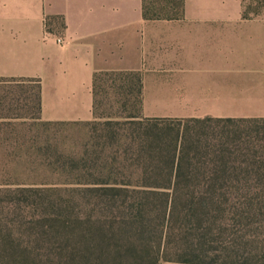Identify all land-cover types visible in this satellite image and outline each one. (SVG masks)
Listing matches in <instances>:
<instances>
[{"label":"crops","instance_id":"obj_1","mask_svg":"<svg viewBox=\"0 0 264 264\" xmlns=\"http://www.w3.org/2000/svg\"><path fill=\"white\" fill-rule=\"evenodd\" d=\"M103 71L142 74L147 117L264 118V20L241 0H186L160 19L143 0H0V79L40 84L42 120L91 121Z\"/></svg>","mask_w":264,"mask_h":264},{"label":"rangeland","instance_id":"obj_2","mask_svg":"<svg viewBox=\"0 0 264 264\" xmlns=\"http://www.w3.org/2000/svg\"><path fill=\"white\" fill-rule=\"evenodd\" d=\"M259 18L264 20V10ZM131 82L132 77L126 74L101 75L96 118L85 122H47L41 119L39 84L0 79V262L73 264L74 258L84 263L83 257L95 259L101 253L95 246L99 241L97 233L78 224H67L79 217H111V212L119 208L110 207L109 198L93 189L97 180L136 179L133 163L138 157L133 131L141 130L126 119L138 111L133 103L137 94L126 89ZM140 116L148 118L143 106ZM107 120L113 121L106 123ZM207 126H211L210 130L218 127L215 123ZM173 127L172 123H150L144 124L142 131L160 133L170 144ZM237 177L239 185L234 191L225 194L226 188L222 190L223 203L218 207L206 203L201 208L205 225L210 227L206 240H214V246L222 251L220 256L228 257V261L249 256L255 250L250 240H264V227L252 225L247 206L252 197L251 186L244 180L248 176ZM152 198H156L155 206L159 209L176 210V220L164 229L168 234L164 240H197L195 226L183 217L189 211L191 199L197 200L191 193L180 192L174 204L167 207L163 204L166 198ZM232 198L239 209L232 208ZM121 199L124 197L116 200ZM171 199L172 195L170 202ZM158 220H152L146 233L153 242L157 241Z\"/></svg>","mask_w":264,"mask_h":264},{"label":"trees","instance_id":"obj_3","mask_svg":"<svg viewBox=\"0 0 264 264\" xmlns=\"http://www.w3.org/2000/svg\"><path fill=\"white\" fill-rule=\"evenodd\" d=\"M186 0L153 2L143 0V14L146 19H160L176 16L183 12ZM243 15L247 19L259 18L264 10V0H241ZM129 75L134 82L127 86L130 94L136 93L133 103L137 112L126 119L137 126L133 131L136 142V155L133 175L136 179L104 178L97 180L94 190L109 198L108 205L119 208L111 212V217L100 219L89 216L86 220L77 218L71 224L80 225L97 233L99 241L95 245L101 253L95 258L83 257L84 263L72 259V263L82 264H264V240H250L255 250L249 256L228 261L222 258L214 240H206L210 227L205 225L201 208L206 203L218 207L222 201V190L226 193L238 187L239 174H245L244 180L251 186V200L247 202L252 216V225L264 227V118H170L140 116L143 106V82L140 72L103 71L95 74L93 80V113L96 118L97 88L101 75ZM16 81V80H15ZM32 82L35 80H19ZM123 88V87H122ZM41 109L39 84L38 96ZM113 120H107L110 123ZM119 121H117L118 123ZM150 123H172L174 137L171 143H165L160 133L142 131L143 125ZM209 123L218 127L211 128ZM246 123L255 127H244ZM242 125V126H241ZM209 129V130H207ZM214 129V130H213ZM136 136L138 138H136ZM225 186V187H224ZM191 193L196 201L183 217L193 223L194 239L173 243L164 240L166 227L174 222L176 210L167 212L155 206L152 196L164 197V206L174 204L179 193ZM172 195L171 202L170 196ZM100 197V196H99ZM118 197L124 199L116 200ZM229 204V199H226ZM232 208L239 209L232 198ZM243 204V203H242ZM197 205V206H195ZM244 205V204H243ZM158 218L157 241L148 239L150 223ZM181 219V218H180ZM206 230V231H204ZM191 235V234H190ZM94 236V235H92ZM192 237V235H191ZM93 239V238H92ZM224 252V251H223ZM82 260V259H81ZM0 264H12L0 262Z\"/></svg>","mask_w":264,"mask_h":264},{"label":"built area","instance_id":"obj_4","mask_svg":"<svg viewBox=\"0 0 264 264\" xmlns=\"http://www.w3.org/2000/svg\"><path fill=\"white\" fill-rule=\"evenodd\" d=\"M45 34L46 36H53L57 44L64 45L67 43V38L63 34V31L61 30L58 34H52V32L49 29L48 20L45 21Z\"/></svg>","mask_w":264,"mask_h":264}]
</instances>
